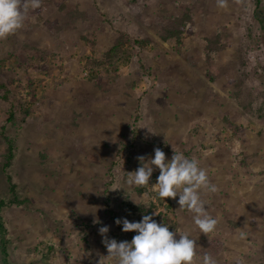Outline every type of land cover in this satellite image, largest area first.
<instances>
[{
    "label": "rangeland",
    "instance_id": "1",
    "mask_svg": "<svg viewBox=\"0 0 264 264\" xmlns=\"http://www.w3.org/2000/svg\"><path fill=\"white\" fill-rule=\"evenodd\" d=\"M119 36L124 45L110 57ZM16 100L21 111L8 121ZM3 132L13 141L9 167ZM156 147L208 171L212 233H200L178 197L158 196V168L148 185L125 183ZM2 198L0 264H98L108 254L99 227L130 241L135 232L115 219L154 212L169 230L190 232L201 258L264 264V0L29 8L22 27L0 38Z\"/></svg>",
    "mask_w": 264,
    "mask_h": 264
},
{
    "label": "clouds",
    "instance_id": "2",
    "mask_svg": "<svg viewBox=\"0 0 264 264\" xmlns=\"http://www.w3.org/2000/svg\"><path fill=\"white\" fill-rule=\"evenodd\" d=\"M219 2L222 3L223 0ZM39 6L40 0H25L23 4L21 0H0V38L20 29L29 8ZM137 159L140 164L136 170L127 172L125 183L128 186L148 185L154 169L158 168L159 175L153 184L158 196L178 197V208L192 214V222L200 233L208 235L216 229L218 219L209 214L208 202L203 194L216 192L217 186L210 181L208 171L200 165L197 158L188 157L173 147V154L169 159L161 148L156 147L154 155L148 158L141 155ZM156 214L142 215L139 221L115 219L122 231L135 232L130 241L109 238L106 236L109 226L99 227L98 232L108 254L101 256L98 264H217L215 257L207 252L200 257L197 251L199 246L190 232L169 230L167 224L153 219ZM245 235L244 231L239 232L240 239ZM236 264L241 262L237 260Z\"/></svg>",
    "mask_w": 264,
    "mask_h": 264
},
{
    "label": "trees",
    "instance_id": "3",
    "mask_svg": "<svg viewBox=\"0 0 264 264\" xmlns=\"http://www.w3.org/2000/svg\"><path fill=\"white\" fill-rule=\"evenodd\" d=\"M23 1L24 0H21V4L23 3ZM181 19L182 18L174 19V21L176 22V20H179L178 21V23H179V22H182ZM178 33H180V32H176L175 35H177ZM162 35H164V32H163ZM178 36H179V34H178ZM121 37L122 36H119L118 40H116L114 42L113 46L110 48V51L109 52L112 55L110 57H113L114 58L115 55L118 54V51L121 49V47L124 45V41H123V39ZM165 39H168V38L166 37ZM179 39H180V37H179ZM147 42L148 41H144V42L138 41V42H136V44L137 45L138 44L141 45V43H147ZM89 72L92 73V70L89 69ZM92 76L95 77L99 81L103 77L99 73H97V75L92 74ZM7 92L8 91H6L5 94H4V96H3L5 99H7V97H6ZM10 104H11L10 107L13 108V110H9L8 111V121H13V120H15V115L17 113H20L22 105H21V102L19 100L18 101L17 100L16 101H13ZM3 137L5 138V141H6L7 145H8V153H7V158H6V161H5V164L4 165H5V167H9L10 164H11V161L13 160V157H14V149H13V144H12L13 141H12L11 138L6 137V135L4 134V132H3ZM13 189H14V186H13ZM8 204L9 203L7 201H5V199H3V198L0 199V231L1 232H5V233L7 232V230H6L5 224L3 222L2 209H3V207L7 206ZM5 238H6V236H5ZM6 245H7V239H4V241H3V251L4 252H6Z\"/></svg>",
    "mask_w": 264,
    "mask_h": 264
},
{
    "label": "crops",
    "instance_id": "4",
    "mask_svg": "<svg viewBox=\"0 0 264 264\" xmlns=\"http://www.w3.org/2000/svg\"><path fill=\"white\" fill-rule=\"evenodd\" d=\"M52 102H49V108L52 106V104H51Z\"/></svg>",
    "mask_w": 264,
    "mask_h": 264
}]
</instances>
